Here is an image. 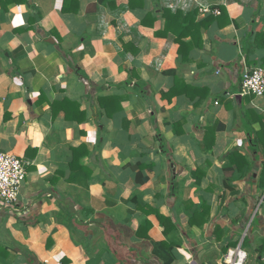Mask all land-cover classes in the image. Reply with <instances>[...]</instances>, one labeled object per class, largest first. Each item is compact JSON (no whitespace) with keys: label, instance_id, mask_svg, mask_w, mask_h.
<instances>
[{"label":"crops","instance_id":"crops-1","mask_svg":"<svg viewBox=\"0 0 264 264\" xmlns=\"http://www.w3.org/2000/svg\"><path fill=\"white\" fill-rule=\"evenodd\" d=\"M263 32L264 0H0V154L29 162L0 264H264Z\"/></svg>","mask_w":264,"mask_h":264},{"label":"built area","instance_id":"built-area-1","mask_svg":"<svg viewBox=\"0 0 264 264\" xmlns=\"http://www.w3.org/2000/svg\"><path fill=\"white\" fill-rule=\"evenodd\" d=\"M220 14V12H216ZM242 93L247 96H264V67L259 66L244 74ZM29 162L16 155L0 154V210L18 205L20 193L26 182ZM264 203V200L263 202ZM248 254L238 247L226 255V264H246Z\"/></svg>","mask_w":264,"mask_h":264},{"label":"trees","instance_id":"trees-1","mask_svg":"<svg viewBox=\"0 0 264 264\" xmlns=\"http://www.w3.org/2000/svg\"><path fill=\"white\" fill-rule=\"evenodd\" d=\"M257 38H258V40H260V41H258L259 45L264 46V32L262 34H258Z\"/></svg>","mask_w":264,"mask_h":264}]
</instances>
